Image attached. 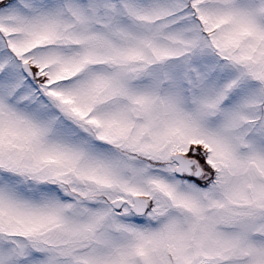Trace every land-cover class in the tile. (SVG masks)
Instances as JSON below:
<instances>
[{"label": "snow or ice", "instance_id": "obj_1", "mask_svg": "<svg viewBox=\"0 0 264 264\" xmlns=\"http://www.w3.org/2000/svg\"><path fill=\"white\" fill-rule=\"evenodd\" d=\"M0 264H264V0H0Z\"/></svg>", "mask_w": 264, "mask_h": 264}]
</instances>
